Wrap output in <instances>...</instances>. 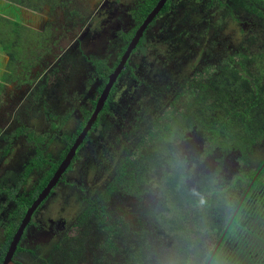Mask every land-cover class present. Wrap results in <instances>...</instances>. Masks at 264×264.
I'll list each match as a JSON object with an SVG mask.
<instances>
[{"label": "flooded vegetation", "instance_id": "obj_1", "mask_svg": "<svg viewBox=\"0 0 264 264\" xmlns=\"http://www.w3.org/2000/svg\"><path fill=\"white\" fill-rule=\"evenodd\" d=\"M21 1L23 5L0 0V4H3L0 18H5L9 25L8 32L10 31V36L0 40V256L3 254L0 264L26 212L46 188L76 138L86 127L109 76L120 63L140 26L160 0ZM180 1L193 2L191 7L201 15L202 11L212 13L218 8L215 6L204 9L208 0H167L164 3L143 30L135 49L129 54L124 68L116 77L95 122L76 149L69 166L33 211L15 247L11 259L13 264H24L22 259L25 254L39 259L40 264H44L46 260L52 264H117V256L125 255L124 247L136 244L135 240H131L136 237L131 233L132 230L128 235L131 238L124 245L119 244L120 228L124 223L117 220L118 218H111V214L105 211V203L113 197L118 196L119 199L121 195L137 198L138 203H145L149 199L150 187L153 185H149L143 193L136 196V192L130 193L128 189L130 178L125 174L121 175L120 170L123 168L125 172H129L136 167L138 156L145 154L146 149L152 147V133L159 131L158 123H168L171 114L180 115V104L176 111L175 106L168 113L170 90L167 86L169 76L166 75L163 80L153 79L148 80L146 85L140 84L146 89V100L139 102L141 107L128 124L121 117L115 118L116 113L109 109L112 104L123 101L122 98L127 100L125 103H129L130 97L139 89L140 85L135 78L137 70L132 68L130 61L134 55L141 56L139 52L142 47L152 42L151 35H159V20L170 11L173 3L180 5ZM178 15L180 18V10ZM259 22L263 23V18H260ZM205 23L214 31L212 25L215 21ZM228 24L239 27L238 32L247 37L248 29L255 23L248 20L236 24L233 21L221 20L220 27L222 25L225 28ZM261 25L259 29L264 27ZM208 27L202 28V32H206ZM260 36L262 40L263 34L260 33ZM204 40L205 42H201L207 44L210 42V36ZM84 73L91 78L85 76L83 81ZM201 73L205 74L203 68ZM178 94L180 97V92ZM150 102L155 104L154 108H149L147 103ZM174 103L177 105V101ZM111 119L114 121L111 122ZM194 136L187 134L181 142L183 151L185 149L187 153L184 154V151L181 157L182 149L179 147V151L178 148V145H181L180 140L174 142L176 148H173V145L171 147V154L177 161L186 160L188 171L191 170L192 163L198 162L195 160L197 157L202 158L203 166L206 165V158L212 161L211 176L234 171L235 153L241 155L238 150L226 151L223 153L225 155L214 150L218 156L211 158L209 152L204 157L201 156L205 149L203 140L200 136ZM109 137L113 139L111 144L108 142ZM193 137L197 139L196 142ZM58 145H61L60 150ZM83 147H86V154L81 158L85 162L81 167L88 172L91 165L97 166L101 177L103 176V184H99L97 189L84 184L86 190L83 193L88 195L84 196L87 203L71 223L59 217L54 206L41 217L42 207L54 197L57 186L67 183L68 176L78 167L76 163ZM91 148L96 151L93 159L101 153L99 160L90 162ZM188 154L193 155V160L189 159ZM149 157L145 161L146 168L147 162L151 163ZM161 161L162 168L159 170H169L166 163L168 159L166 162ZM229 165L231 170L227 169ZM198 173V170L190 173L187 181L191 188L195 187V182L200 178ZM71 232L78 236H68ZM94 234L101 237L97 245L102 253L110 258L99 256V259L89 263L84 260L88 255V240L95 239ZM160 241L159 249H156L152 258L154 247L152 239L149 241L147 250L150 254L146 256L148 264H167L176 251L173 239L164 237ZM110 243L117 244L119 252L115 250L111 253L112 249L107 250ZM43 246L51 247L45 258L38 255Z\"/></svg>", "mask_w": 264, "mask_h": 264}, {"label": "trees", "instance_id": "obj_2", "mask_svg": "<svg viewBox=\"0 0 264 264\" xmlns=\"http://www.w3.org/2000/svg\"><path fill=\"white\" fill-rule=\"evenodd\" d=\"M8 1L23 5L21 0ZM215 6L218 8L212 13L205 11L208 15L205 21H215L217 27H220L221 20L236 24L248 20L255 23L252 15L263 18L264 21V0H208L204 9ZM220 9H226L227 14ZM210 33L206 30L196 36L206 39ZM260 33L263 34L262 40ZM247 35L244 47L246 51L238 52V59L225 53L216 65L209 62L203 68L205 74L211 68L210 75L196 76V79L186 83L188 88L182 94L192 88L195 90L191 95V92L187 93L191 100H183L180 115L171 114L168 123H158L159 131L152 133L153 145L146 149L145 154L138 156L136 167L129 172H125L123 168L120 170L121 175L125 174L130 178L128 189L130 193L136 192V196L143 193L149 185L158 187L164 207L156 215V229L168 240L173 239L174 250L176 249L167 264H207L215 245L232 220L209 263L223 264L226 256L221 255L225 246L229 243H233L232 246L246 245L243 233L246 230L242 221L251 214L255 199H264V160L255 171L240 170L241 175L232 185L219 189L215 179L201 173L195 187L191 188L187 180L192 168L188 171L186 160L177 161L171 154L173 143L176 140L183 142L191 130L200 134L203 140L205 149L201 156L204 157L209 152L212 153V150L225 152L235 149L241 153L239 160L243 161L253 147L264 142V27L259 29L254 24L248 29ZM191 36L190 29L180 31V39ZM198 43L202 44L199 46L205 45L201 41ZM187 104L191 106L186 107ZM166 136L167 142L164 138ZM225 139L227 142L223 143ZM148 156L151 163L147 162L146 168L145 161ZM161 160L168 164L169 170L159 171L163 163ZM171 160L174 163L171 164ZM195 160L199 162L192 163V166L202 162L200 157ZM130 230L128 225L122 224L120 245H124L131 238L128 236ZM140 230L147 237L144 224ZM131 233L136 235L138 232ZM138 234L140 237L136 244L130 245L133 251L128 254L126 250L125 256H128L123 264H148L146 256L150 254L147 250L150 243L142 233ZM143 239L141 244L140 240ZM109 249H112L111 253L120 250L114 243L109 244L107 250ZM259 259V264H264V256ZM44 264L52 263L46 260Z\"/></svg>", "mask_w": 264, "mask_h": 264}, {"label": "rangeland", "instance_id": "obj_3", "mask_svg": "<svg viewBox=\"0 0 264 264\" xmlns=\"http://www.w3.org/2000/svg\"><path fill=\"white\" fill-rule=\"evenodd\" d=\"M191 4H193V2L191 1L189 3L180 1V5H176L175 3H173V7L170 9V11H168L166 15L159 20V35H151L152 42L145 44L142 47L143 52H139V55L141 54V56L139 57L138 55H134L133 60L130 61L132 68L137 70L135 78L139 85H146L148 80H163L166 75L169 76L167 81V86L170 90L168 93V113L169 111H172L175 106L176 111L179 104L181 108L184 105L183 100H191V96H187V93L191 92V95L192 91H194L195 88L190 89L186 94H182V91L185 88H188V85L186 83L190 82L193 79H196V76L207 77L212 73V71L210 70L211 68L206 74L201 73L202 68H206V65L209 62L210 64L216 65L217 61L221 59L222 56L226 55L225 53L232 54L234 58L238 59V52L246 51L244 47L245 41L248 39V35L247 37L244 33L243 35H241L238 32L239 27H235L231 24L226 25L225 28H223L222 25L221 27H217L215 22L214 25H212L214 27V31H212L213 28L208 27L209 25L204 21L208 17V15L203 11L202 15L201 13H196L195 8L191 7ZM2 8L3 4H0V13L3 12ZM179 10L180 18L178 15ZM220 10L222 11V13L227 12L226 9ZM222 13H220V15H222ZM251 18L255 20V24L259 25L257 26L258 28L262 26L261 24H264V22L260 23L258 21V19L260 18H256L253 15L251 16ZM4 19H0V40L4 39L6 36H10V31L8 32L9 25H7ZM190 27H192V36L190 38L180 40L181 29L184 28L186 30ZM206 27H208L206 30L212 33L210 34V42L207 40V44H205L204 46H199L202 44L198 42H205V40L202 36H196V34L201 33L202 28L205 29ZM259 40L260 39H258V41ZM211 57L213 58L211 59ZM85 76L86 74L83 76V81L85 80ZM86 77L91 78V76L88 74ZM197 80H199V78ZM89 87H91V82H89ZM145 91L146 89L142 85H140L139 89L134 92L135 95L130 97V105L128 102L125 103V101H127L125 100V98H122L123 101L118 104L116 103L115 105L112 104L109 111H112L113 113L115 112V118L121 117L128 124V121L131 118L133 120L136 116L137 109L141 107L139 105V102L146 100V97L144 98ZM179 92L180 97L178 94ZM175 101H177V105L176 103H174ZM147 105H149V108L155 107V104H153L152 102L147 103ZM188 105L190 104H187L186 107H188ZM113 121L114 120L111 119V122ZM111 122L109 121L110 126ZM174 124H176V122H173V125ZM190 132L191 133L189 134L200 136V134L196 133L195 130H191ZM194 137V142H196L197 139H195ZM111 141H113V139L112 137H109L108 142L110 144ZM226 142V139L223 140V143ZM194 145H196V143H194ZM179 147L183 151L182 143L180 146L178 145V148ZM60 148L61 145H58L59 150ZM173 148H176V143L173 144ZM182 151H180V157L183 155L185 149L183 152ZM95 153L96 151L94 152L92 148L89 150L91 160L90 162L100 159V152V155H96V159H93ZM218 153L225 155L223 153H226V151H218ZM218 153L212 150L211 158L213 156H218ZM85 154L86 147H83V149L80 151L79 161L76 163V166L78 167H76L75 171L71 173L70 176H68L67 183H61L57 186L54 197H52L42 207L43 214L41 215V217L49 208H52L54 206L57 215L71 223L74 219H76L77 216L80 215V213L86 206L87 201L85 202L86 198H84V196L88 195L86 193H83V191L86 190L84 184L87 183L88 187L94 186L95 189L99 187V184H103V176L101 177L102 174H100V170L97 169V166L91 165L88 172H86V169H83L81 167V164H85V162L81 159ZM184 154H187L186 151ZM235 155L236 158L234 159V171L224 172L222 175L217 174V176H211L212 173L210 171V166L212 164V161L209 160V158L205 159L206 165L203 166L204 162L202 161L201 164L192 166L191 168L192 171L198 170L199 175H201L202 173L215 179V182L218 183L219 189H221L220 187L234 184L235 180H237V177L241 175L240 170L245 171L246 169H248L251 171H255L258 168V166L264 160V142L260 143L258 146L253 147L248 153V156L243 161L239 160V154L237 155V153H235ZM188 156L190 160H193L194 157L192 154H188ZM227 169L231 170V165H229ZM192 176L194 177L193 174ZM243 180H245V178H243ZM150 189L151 194L148 195L149 199L145 203H138L139 201L137 200V198H132V196L121 195L119 199L117 196L115 198H111L108 202H106L105 211L111 214V218H118L117 220H119L121 223L128 225L132 231L134 230L138 233L140 232V234L142 233L145 240H147V238L149 241L152 239L154 247V252L151 255L152 258L156 253V249H159L158 242L161 240V238L164 239L163 235L160 234L156 229L157 227L155 224L156 215L161 212L164 204L161 198H159L160 194L158 187L156 185H153L150 187ZM250 212L251 214L246 216L242 221V225L246 230L245 232H243L246 245L232 246L233 243H229L227 246H225L221 255L222 257L226 256L223 264H259V257L264 256V199L260 197L256 198ZM190 217L188 218L189 220ZM143 224L147 237H145L142 230H140V228H143ZM138 233L135 235V238H131L132 241L135 240L137 242V238L140 237ZM68 236L76 237L78 235L71 232L68 234ZM93 237L95 239L88 240V255L84 261L90 263L91 261L99 259V256H101L102 258H110L108 255H104L102 253V250L99 249V245H97L101 237L98 234H94ZM143 241L144 239L140 240V243L142 244ZM92 246L93 248H91ZM124 248L128 250V254L133 251V247ZM50 251L51 247L43 246L40 248L38 255H40L41 258H45L50 253ZM117 259V264H122L125 263L126 257L125 255L121 257L117 256ZM22 261L24 264H40L39 259L33 258L30 255L28 256V254L24 255Z\"/></svg>", "mask_w": 264, "mask_h": 264}, {"label": "water", "instance_id": "obj_4", "mask_svg": "<svg viewBox=\"0 0 264 264\" xmlns=\"http://www.w3.org/2000/svg\"><path fill=\"white\" fill-rule=\"evenodd\" d=\"M167 0H160L158 2V4L156 5V7L152 10L151 13H149V15L147 16V18L145 19V21L143 22V24L140 26V28L138 29L134 39L132 40V42L130 43V45L128 46L126 52L124 53L123 57L121 58L120 63L118 64V66L116 67V69L114 70V72L109 76V80L108 83L106 85V87L104 88L101 97L99 98V100L97 101V105L96 108L94 110V113L92 114L89 122L87 123L86 127L83 129V131L79 134V136L76 138L73 146L70 148L69 152L67 153L66 157L64 158V160L61 162V164L59 165V167L57 168L56 172L54 173L53 177L51 178V180L49 181L48 185L46 186V188L43 189V191L40 193V195L38 196V198L33 202L32 206L28 209V211L26 212V215L22 221V223L20 224L17 232L15 233L9 249L7 251V253L5 254L4 260L2 262V264H13L11 259H12V255L14 253L15 247L19 241L20 235L23 231V229L25 228V226L27 225L33 211L38 207V205L41 204V202L45 199V197L48 195L49 191L56 185V183L58 182V180L60 179V177L62 176V174L65 172V170L67 169V167L69 166L72 158L75 155L76 149L78 148V146L81 144L82 140L84 139V137L86 136L88 130L91 128V125L95 122L97 114L99 113V111L101 110L103 103L107 97V94L109 93L114 81L116 80V77L120 74V72L122 71V69L124 68V65L127 61V58L129 56V54L132 52V50L135 49L139 38L142 35L143 30L146 28V26L148 25V23L153 19V17L158 13V11H160V9L163 7L164 3ZM264 165V164H263ZM257 176V174H256ZM255 176V177H256ZM254 181V179H253ZM252 181V182H253ZM251 182V184H252ZM250 184V185H251ZM232 220H230L229 224L227 225L225 231L223 232L220 240L218 241V243L216 244V246L214 247L208 261L207 264L210 263L212 257L214 256L216 250L218 249L230 223Z\"/></svg>", "mask_w": 264, "mask_h": 264}, {"label": "clouds", "instance_id": "obj_5", "mask_svg": "<svg viewBox=\"0 0 264 264\" xmlns=\"http://www.w3.org/2000/svg\"><path fill=\"white\" fill-rule=\"evenodd\" d=\"M204 201H203V199H201V203H203Z\"/></svg>", "mask_w": 264, "mask_h": 264}]
</instances>
